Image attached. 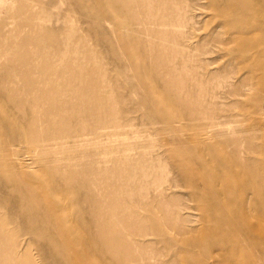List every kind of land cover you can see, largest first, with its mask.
Returning <instances> with one entry per match:
<instances>
[{
    "label": "rangeland",
    "instance_id": "obj_1",
    "mask_svg": "<svg viewBox=\"0 0 264 264\" xmlns=\"http://www.w3.org/2000/svg\"><path fill=\"white\" fill-rule=\"evenodd\" d=\"M221 1L0 3V264H264L237 232L208 237L214 149L234 138L224 153L264 168V35Z\"/></svg>",
    "mask_w": 264,
    "mask_h": 264
},
{
    "label": "bare ground",
    "instance_id": "obj_2",
    "mask_svg": "<svg viewBox=\"0 0 264 264\" xmlns=\"http://www.w3.org/2000/svg\"><path fill=\"white\" fill-rule=\"evenodd\" d=\"M221 2H223L228 6L235 4L234 6L238 7V9L242 14H245V16L252 18L253 21L256 20L258 24L257 31L261 35H264V0H222ZM0 3L3 4L7 3V0H0ZM111 16H113L112 13L106 16V20L111 18ZM164 40L165 39H163V42ZM124 51L126 53L130 52V50H126V49ZM129 54L131 55L135 63H142V67H137V70H139L140 73L147 75L148 78L153 79L155 75L153 72L154 70L152 71L151 69L146 68V66L144 65V63L146 62L145 57H143L144 55L141 53V57L140 56L137 57L136 53L133 54V52L132 53L130 52ZM152 85L155 88L158 87V85L155 84L154 82H152ZM261 110L262 109H260V111ZM202 121L203 120H201V122ZM212 128H214L212 124H206V125L195 126L193 130L200 132H205V131L208 132L207 130L211 131L212 136L210 139L213 141L219 136L221 132L223 133V130H221V132L218 129L214 131ZM232 134L230 135L232 136ZM23 138L29 139L30 142H32L33 149H35V151L39 155H44L48 151V147H47L48 145L43 139L40 140L37 138V140L34 141L31 138V134L28 133L23 134ZM230 138H233V136ZM233 139L230 142L227 141L226 143H223L220 150L214 149L212 153L215 156L214 158H219L222 160L220 167L228 173L229 177L227 176L225 179H222L218 174L217 175L214 173L210 174V177H212L214 181L217 182V184L224 189L215 191L214 188H209L207 190L206 195L209 198L207 207L209 209L210 208L212 209V207L219 208L220 210L218 216L221 217V223H218L215 226V228L212 229V232L208 233L209 236L208 235L207 236L213 240H217L219 238L227 240L228 234H231L232 232H237L238 234H240L241 236L240 238L246 241L248 240L252 244V247L256 248L259 245H262V247L264 248V227H261V225L258 224L256 226L255 225L252 226L249 223L250 222L249 219L242 215L244 208L242 207L241 203H238L237 207L231 211H229V209L226 206V203L229 205L233 203V201L231 202L228 199L230 195V190L228 191V189L234 186L238 188L237 196L240 195L239 198L241 197L242 199H244L247 198L248 195H251L253 202V203L251 202V205L264 207V168H260V166L256 163V161L250 160V158L248 157L249 155H247V153L244 152L243 150H241V152L232 151L231 153L228 152L224 153L223 147L224 148H227L228 146L236 147V140ZM257 154L264 155V151H259L257 152ZM243 155H247V157L246 158L244 157L243 159L242 157ZM235 169H239L238 174L235 172ZM188 170L190 171V169ZM241 173H242L241 175L242 177L239 176ZM221 197H223L225 201H220ZM257 220L260 222H264V209L260 213L258 212ZM224 226L228 227L227 228L228 231L224 230ZM43 231L40 232L35 231L32 235L36 236V238L44 239V235H47V233Z\"/></svg>",
    "mask_w": 264,
    "mask_h": 264
}]
</instances>
